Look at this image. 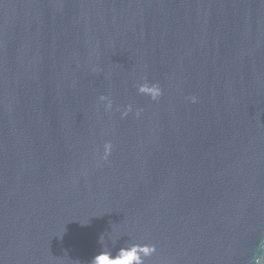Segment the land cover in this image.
I'll return each instance as SVG.
<instances>
[{
	"label": "water",
	"instance_id": "95a60500",
	"mask_svg": "<svg viewBox=\"0 0 264 264\" xmlns=\"http://www.w3.org/2000/svg\"><path fill=\"white\" fill-rule=\"evenodd\" d=\"M132 247L264 264V0H0V264Z\"/></svg>",
	"mask_w": 264,
	"mask_h": 264
},
{
	"label": "clouds",
	"instance_id": "9594fccd",
	"mask_svg": "<svg viewBox=\"0 0 264 264\" xmlns=\"http://www.w3.org/2000/svg\"><path fill=\"white\" fill-rule=\"evenodd\" d=\"M139 90L141 92L153 93V98H155V96L159 94V88L157 85L148 86L147 84H145L141 86ZM100 100H105V97L101 96ZM142 251L147 254L151 251V249L144 248L142 249ZM91 264H140V257L137 255V249L135 247H132L130 249L121 250L118 256H115L114 258L112 257V254L110 252H102L92 259Z\"/></svg>",
	"mask_w": 264,
	"mask_h": 264
}]
</instances>
